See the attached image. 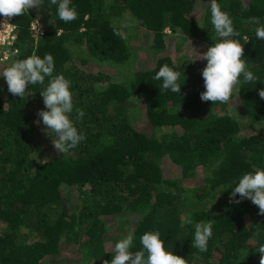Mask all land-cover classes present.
Listing matches in <instances>:
<instances>
[{"label": "trees", "instance_id": "trees-1", "mask_svg": "<svg viewBox=\"0 0 264 264\" xmlns=\"http://www.w3.org/2000/svg\"><path fill=\"white\" fill-rule=\"evenodd\" d=\"M71 2L78 16L69 23L50 0L15 16L18 53L10 62L51 54L53 75L72 82L71 118L86 138L67 154L37 160L35 134L45 126L37 113L46 110L41 91L49 78L29 83L24 98L0 79V264H68L58 259L63 241L80 254L72 264H104L115 254L106 242L116 243L108 234L114 220L132 223L133 252L142 249L145 232L159 231L165 248L188 264H260L264 215L250 199L230 202V188L244 173L264 168V40L255 35L259 25L249 22L258 17L264 24V0H217L233 21V38L249 41L242 59L257 77L234 89L238 107L229 111L230 103L201 100L203 65L164 52L175 37L210 45L219 39L210 0ZM130 20L151 32L149 49L160 54L150 68L112 80L106 68L130 58L121 38ZM164 64L181 72L179 94L160 91L162 80L154 76ZM76 109H83L82 119ZM142 113L149 130L135 122ZM164 127L178 129L157 133ZM46 131L51 146L56 135ZM193 178L198 184L190 186ZM189 217L193 224L186 223ZM208 221L212 236L200 252L192 247L195 223Z\"/></svg>", "mask_w": 264, "mask_h": 264}, {"label": "clouds", "instance_id": "clouds-1", "mask_svg": "<svg viewBox=\"0 0 264 264\" xmlns=\"http://www.w3.org/2000/svg\"><path fill=\"white\" fill-rule=\"evenodd\" d=\"M43 3L44 0H0V16L4 18L2 23L25 12L28 13L31 8L39 10ZM51 5H57V15L63 22L69 23L77 19L78 13L71 0H50L49 7ZM210 9L211 24L219 39L204 52L194 50L197 53L195 59L207 61L202 69L205 90L200 94V98L202 101H211L212 105L216 102L229 103L238 85L254 82L257 77L242 59L243 45L249 41L245 38L244 43L241 44L239 39L233 38L238 35L233 27V21L230 14L221 9L217 0H210ZM249 22L259 25L255 29V35L257 39L264 40V24H260L258 17H251ZM116 34L121 35L119 32ZM121 38L127 39V35H121ZM54 69L55 62L51 54L45 53L43 57L32 54L13 61L7 68L0 69V75L5 78L8 91L20 98H24L29 83L44 84L45 78H49L46 88L41 91L46 110H40L37 114L46 129L55 133L56 138L52 140L54 148L64 155L86 137L84 133L78 131L71 118L72 82L63 74L54 76ZM241 76L243 82L240 80ZM180 77V71L164 64L156 72L154 79L162 80L160 91L171 90L179 94L182 84L179 83ZM259 96L264 99V88L259 90ZM76 113L77 118H83V109H76ZM230 189V202L239 203L241 199H250L258 206V214L264 215V168H256L254 171L244 173L238 183ZM237 195L240 199H236ZM186 223L193 224V220L189 217ZM211 236V221L195 223L192 247L198 248L200 252L207 251ZM133 242L134 235L131 233L120 239L115 244L114 256L110 261L105 260L104 264H188L185 258L165 248L159 231L145 232L140 237L142 249L139 251H132ZM258 252L261 254L260 264H264V246H261Z\"/></svg>", "mask_w": 264, "mask_h": 264}, {"label": "rangeland", "instance_id": "rangeland-1", "mask_svg": "<svg viewBox=\"0 0 264 264\" xmlns=\"http://www.w3.org/2000/svg\"><path fill=\"white\" fill-rule=\"evenodd\" d=\"M206 1L207 0H201V2H204V3H206ZM203 7H204V4H203ZM136 25H137L136 22H133L132 20H130V23H127L125 25V27L128 28L127 32H129L127 36V46L129 47V50H130L129 52L130 58L125 63L120 64L116 67H112L108 69L105 67L106 70L111 73L112 80L121 81V79L123 78L122 74H127L130 70H133V69L134 70H139V69L145 70L147 68H150L154 63L155 58L160 54L159 52L157 53L149 49L151 46V41H152L151 32L145 31L141 27L138 29H135ZM39 29L41 28L39 27ZM165 31L169 32L167 28ZM178 38L180 37H175L171 39L170 42L167 43L166 49L164 52L169 53L173 60L182 61L184 59H189L205 67L207 63L206 60L195 59L197 56L196 51L204 52L211 45L204 41L195 40L193 38L181 36V40H177ZM10 63L11 62L6 63V64H0V69H4L5 66H9ZM117 69H119V71ZM87 70L92 71L94 70V68L93 67L87 68ZM0 79L2 81L5 80V78L2 75H0ZM237 89L238 88H236V90ZM234 98L237 101V97H234ZM229 103L230 104H228L226 108L228 111L232 110V108H234L235 106L238 107L237 104H235L236 102L233 103L232 101H230ZM140 118L141 119L139 118L136 119L135 122L138 123L142 129L149 130V125L147 124L148 118L146 114L142 113ZM40 125L38 126L36 134H35L34 151L36 153L35 158L39 161H42V160L50 158L53 154H57L58 151L54 148L53 143L51 144V146H49V143L45 142L44 139L47 135V131H46L45 126H43L42 124ZM176 129H178V127H171V128L164 127L163 129H161V131L159 129L157 133H162V132L165 133L166 131L168 132L171 130L175 133ZM169 172L173 175L176 173L175 169L171 167H170ZM188 183L191 186V185L198 184V181L196 178H193V179H190ZM130 219L132 218L127 217V220H130ZM113 223H117L116 224L117 226L115 229L109 231L108 234L114 235V238H116L115 240L117 243L120 239L124 238L125 236L129 234V231L131 230V227H132V223H129V222L118 223L116 220H114ZM112 241L109 238L106 239V242L109 245H111L110 246L112 247L111 249H114L115 245H113L114 243H112ZM60 245L62 246V251L58 255V259L61 258L62 260L63 258L64 260L62 261L64 263L72 264L75 260L79 258L80 254L77 251H75L76 244H74L73 242L63 241L61 242ZM54 258L55 256L51 257L50 261L55 260Z\"/></svg>", "mask_w": 264, "mask_h": 264}, {"label": "built area", "instance_id": "built-area-1", "mask_svg": "<svg viewBox=\"0 0 264 264\" xmlns=\"http://www.w3.org/2000/svg\"><path fill=\"white\" fill-rule=\"evenodd\" d=\"M3 19L0 16V64L9 63L18 53V47L16 46L18 23L15 17L5 23H2ZM31 28L35 32L42 33L35 22H31Z\"/></svg>", "mask_w": 264, "mask_h": 264}, {"label": "crops", "instance_id": "crops-1", "mask_svg": "<svg viewBox=\"0 0 264 264\" xmlns=\"http://www.w3.org/2000/svg\"><path fill=\"white\" fill-rule=\"evenodd\" d=\"M196 39V38H195ZM196 40H198V39H196Z\"/></svg>", "mask_w": 264, "mask_h": 264}]
</instances>
